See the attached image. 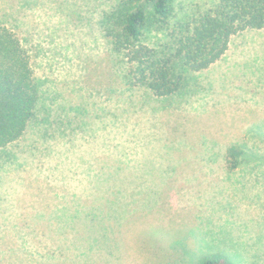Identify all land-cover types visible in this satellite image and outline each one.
<instances>
[{
    "label": "rangeland",
    "instance_id": "1",
    "mask_svg": "<svg viewBox=\"0 0 264 264\" xmlns=\"http://www.w3.org/2000/svg\"><path fill=\"white\" fill-rule=\"evenodd\" d=\"M116 2L0 0L39 83L35 117L0 151V264H264V159L231 172L223 157L237 142L264 155L246 140L264 127V30L190 73L195 93L148 100L100 31ZM215 5L174 0L176 19Z\"/></svg>",
    "mask_w": 264,
    "mask_h": 264
},
{
    "label": "trees",
    "instance_id": "2",
    "mask_svg": "<svg viewBox=\"0 0 264 264\" xmlns=\"http://www.w3.org/2000/svg\"><path fill=\"white\" fill-rule=\"evenodd\" d=\"M260 30H264V0H216L212 9L184 21L176 19L174 0H117L100 22L111 54L123 59L126 85L141 88L148 100L164 102L175 95L195 93L187 89L190 73H201L222 61L235 35ZM150 31L164 36L155 48L142 42ZM38 101L39 83L30 56L17 35L0 24V151L23 137ZM248 131L247 141L264 139V127L261 132ZM247 143L227 146L223 156L227 170L233 172L252 160L264 159L258 147ZM99 218L93 215L84 221L86 227L81 229L87 242L89 233L98 232ZM94 241L93 236L90 243ZM198 264L231 262L213 254Z\"/></svg>",
    "mask_w": 264,
    "mask_h": 264
},
{
    "label": "crops",
    "instance_id": "3",
    "mask_svg": "<svg viewBox=\"0 0 264 264\" xmlns=\"http://www.w3.org/2000/svg\"><path fill=\"white\" fill-rule=\"evenodd\" d=\"M229 49V48H228ZM216 65V64H215ZM214 66V65H213Z\"/></svg>",
    "mask_w": 264,
    "mask_h": 264
}]
</instances>
